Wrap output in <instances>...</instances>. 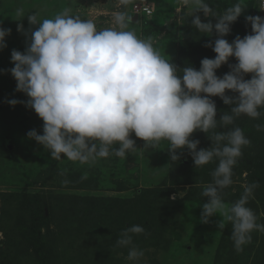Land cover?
Returning <instances> with one entry per match:
<instances>
[{
	"label": "rangeland",
	"instance_id": "rangeland-1",
	"mask_svg": "<svg viewBox=\"0 0 264 264\" xmlns=\"http://www.w3.org/2000/svg\"><path fill=\"white\" fill-rule=\"evenodd\" d=\"M237 2L205 0L211 9L218 5L224 12ZM144 6L153 10L151 16L135 12L136 7ZM243 7L245 13L226 37L230 43L237 36L243 38L239 27L251 32L246 16L264 18L259 0H243ZM18 8L25 12L22 21L16 20ZM117 11L130 18L128 30L142 39L151 37L161 56L176 66L181 51L190 49L192 61L201 48L207 51L206 45L215 39L192 27L194 15L201 14L205 22L206 18L198 6H185L182 0H129L126 6H120L118 0H0V27L11 29L5 40L7 47L0 50V245L8 235L20 247H26L24 264H133L127 260L128 248L118 247L116 241L121 231L139 225L145 231L133 238V246L144 252L138 264H253L264 257V231H253L251 243L237 252L231 239L232 227H228L229 221L222 214L211 217L208 224L200 222L203 204L208 202L201 193L212 182L211 173L218 161L196 169L185 150L173 168L167 142L156 150L145 151L144 141L134 134L131 138L138 150L125 159L109 156L84 165L54 160L27 136L33 129L43 134V121L34 110L24 103L15 107L7 103L10 99H28L16 91V81L9 71L14 67L12 51L23 53L27 46L28 38L17 31L20 23L25 31L29 29L27 15L36 12L42 20L66 12L93 21L101 30L115 26L113 14ZM210 15L209 19H213ZM187 36L192 45L185 41ZM215 55L209 48L205 56ZM223 73L217 71V75L226 74ZM212 99L219 120L230 107L219 97ZM260 111L258 119L241 116L228 128L218 121L208 135L197 131L192 139L206 149L212 146L209 137L215 133L234 127L243 130L251 143L243 148L233 169V184L221 194L226 205L223 211L240 199L244 185L258 184L247 206L256 214L257 223L264 224V131L257 130V125H264V109ZM85 174L87 179H82ZM186 198L197 200L185 202ZM113 202L116 205L112 206ZM122 202L128 203L127 216L120 213ZM179 204L182 210L171 207ZM222 220L224 228L220 230L217 225ZM37 238L47 246L38 252L29 245Z\"/></svg>",
	"mask_w": 264,
	"mask_h": 264
},
{
	"label": "clouds",
	"instance_id": "clouds-1",
	"mask_svg": "<svg viewBox=\"0 0 264 264\" xmlns=\"http://www.w3.org/2000/svg\"><path fill=\"white\" fill-rule=\"evenodd\" d=\"M129 0H118L126 6ZM185 6L196 5L201 14L194 15L191 24L204 36L215 37L206 47L216 54L203 58L200 68L178 69L161 56L151 37L140 38L128 30L130 18L123 11L113 14L114 27L98 30L91 20H82L68 13L40 19L39 13L27 15L29 29L22 23L17 31L28 38L23 53L13 50L10 74L16 81V91L25 94L26 102L7 101L11 106L24 103L43 121V134L27 133L30 140L41 145L51 159H66L80 164H92L115 156L125 159L136 150L135 137L144 141L143 150H156L167 142L171 161L181 159L188 150L195 168L218 161L212 171V182L205 185L200 222L222 214L232 224L231 239L237 252L251 243L253 231H264L257 216L248 207L258 184L244 185L240 199L227 212L222 192L233 184V169L250 140L240 127L217 132L209 139L210 148H200L192 139L197 131L208 135L219 125L228 128L234 121L247 116L258 119L264 109V18L246 16L251 34L231 43L226 37L232 25L245 13L243 0L227 8L213 19L205 0H182ZM264 11V0H259ZM17 21L25 16L23 8L16 10ZM11 29L0 27V50L7 47ZM234 58L235 64L229 61ZM228 65L230 71L222 77L217 71ZM179 73V74H178ZM246 76H251L246 79ZM232 93V95H229ZM219 97L230 107L217 119ZM264 131V125H257ZM87 179V175L82 176ZM67 183V181H64ZM180 193L179 195H183ZM177 197H172L175 200ZM224 228V221L218 223ZM144 228L133 225L121 231L116 245L128 248L127 260L138 264L144 252L133 246L135 235Z\"/></svg>",
	"mask_w": 264,
	"mask_h": 264
},
{
	"label": "trees",
	"instance_id": "trees-1",
	"mask_svg": "<svg viewBox=\"0 0 264 264\" xmlns=\"http://www.w3.org/2000/svg\"><path fill=\"white\" fill-rule=\"evenodd\" d=\"M223 13H224V10L221 7H218V5H217V6L213 7L212 13H211L210 16L213 19H215L218 16L222 15ZM238 24L240 25V24H242V22H238ZM239 28L240 29L238 31L241 33V35L243 37L248 35V34H251V32H246V28L245 27H239ZM232 36H233V34H232ZM191 40L192 39L189 38L188 36L185 37V41H187L188 44L192 45V41ZM184 45H185V43H184ZM208 51H209V48H207V51L205 49L201 48L200 54L198 56H196L195 59H193L192 61H191V58H190V49L181 51L179 53V58H178V62H177V68L178 69H183L186 66H191V67H194V68H196L198 70L200 68L201 58L202 57L205 58L206 57L205 55L207 54ZM208 54L212 55L211 52H209ZM229 63L230 64H235L236 60L235 59L230 60ZM220 71L224 72V73H228L230 71V68H229L228 65H225V67L222 66ZM218 76H220V75L218 74ZM220 77H222V76H220ZM246 77L248 79L251 78V76H246ZM216 98H218V97H216ZM175 166H176V164L173 162V168H175ZM188 184H190V183H188ZM195 200H197V199L186 198L184 201L185 202H188V201L196 202ZM200 201H204V200L200 199ZM114 205H116V202L112 203V206H114ZM121 206H122V209L120 210V213L122 214V216H127L128 213H130V211H128V209H129L128 203L127 202H122ZM171 207L174 208V209L177 208L178 211L182 210V208H183L182 205H180L179 207H176V206L175 207L171 206ZM263 223H264V221H263ZM227 225L230 228L232 227L231 222H229ZM39 241H40V238H37L36 242L34 244L29 242V245H31L35 249V251H37V252H38L39 248H42V247L46 248L47 247V246L41 244V241L40 242ZM0 249L3 250V251L0 252V264H24L23 261H24V259H26V257H23V255H26V253H27L26 249L27 248L26 247L25 248L20 247L18 245V243L13 238L8 237V235H7L6 238H5L4 244L0 245ZM253 264H264V257H262L261 259H257V261H253Z\"/></svg>",
	"mask_w": 264,
	"mask_h": 264
},
{
	"label": "built area",
	"instance_id": "built-area-1",
	"mask_svg": "<svg viewBox=\"0 0 264 264\" xmlns=\"http://www.w3.org/2000/svg\"><path fill=\"white\" fill-rule=\"evenodd\" d=\"M137 14L144 15L146 17H149L153 14V10L149 6H144V7H136Z\"/></svg>",
	"mask_w": 264,
	"mask_h": 264
}]
</instances>
